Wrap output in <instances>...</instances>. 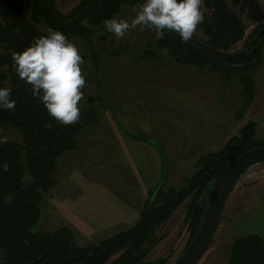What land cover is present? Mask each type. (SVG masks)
<instances>
[{
    "label": "rangeland",
    "instance_id": "374dc122",
    "mask_svg": "<svg viewBox=\"0 0 264 264\" xmlns=\"http://www.w3.org/2000/svg\"><path fill=\"white\" fill-rule=\"evenodd\" d=\"M79 1L57 3L67 12ZM225 1L245 25L230 52L258 47L257 65L247 74L227 76L209 64L179 62L158 47L150 29L138 27L118 39L101 23L91 26L88 38L69 37L85 61V98L79 107L88 120L76 135L77 146L56 158L55 183L41 199L32 232L66 228L71 244L98 245L133 227L160 185L165 190L186 186L198 161L224 150L249 123L254 125L253 144L264 140V36L251 45L258 24L245 8ZM258 1L264 9V0ZM136 11L123 3L112 17L130 20ZM203 11L206 19L210 10L204 5ZM192 41L207 44L202 24ZM245 81H251L250 95ZM4 135L20 141L10 126ZM30 180L25 169L23 181ZM188 200L156 228V241L145 245L146 261L167 257L171 263L183 252ZM252 233L264 241V161L236 182L196 264H227L233 242Z\"/></svg>",
    "mask_w": 264,
    "mask_h": 264
},
{
    "label": "trees",
    "instance_id": "16d2710c",
    "mask_svg": "<svg viewBox=\"0 0 264 264\" xmlns=\"http://www.w3.org/2000/svg\"><path fill=\"white\" fill-rule=\"evenodd\" d=\"M60 1L65 3L67 0ZM143 2L80 0L67 12H62L57 0H0V87H11V98L16 101L14 112L0 109V129L4 135L5 127L10 126L20 136V141L9 139L8 143L0 144V164L6 161L10 166L7 172L0 168V264H169L167 257L149 261L143 257L145 248L156 241V228L170 218L177 206L189 199L184 218L189 232L186 248L201 224L210 192L209 183L217 169L245 150L264 145V140L253 144L254 125L249 123L238 136L230 138L224 150L201 158L186 186L165 190L160 185L133 227L98 245L80 247L71 244L66 228L54 233L32 232L40 215L41 199L55 183V160L64 151L77 146L76 135L87 124L88 118L81 113L78 123L64 126L50 117L45 106L33 97L31 85L19 79L13 67L12 52L23 51L34 38L47 35L49 28L63 32L68 38L72 35L88 38L93 31L91 26L110 19L123 3L136 8ZM232 3L247 10L249 18L258 24L257 30L264 27V9L258 0H232ZM204 5L210 15L202 23L207 37V44L203 46L228 63L253 60L257 65L258 47L254 53L255 46L247 52H230L231 46L242 39L245 25L228 8L226 1L204 0ZM157 45L179 62L200 67L209 64L210 69L221 70L202 53L182 42L174 32L166 31L163 40L157 39ZM251 86V81H245L246 95H250ZM25 169L31 175L27 182L23 181ZM115 254L118 255L113 257ZM36 259L38 262H34ZM227 264H264L262 238L253 233L237 238Z\"/></svg>",
    "mask_w": 264,
    "mask_h": 264
},
{
    "label": "clouds",
    "instance_id": "9594fccd",
    "mask_svg": "<svg viewBox=\"0 0 264 264\" xmlns=\"http://www.w3.org/2000/svg\"><path fill=\"white\" fill-rule=\"evenodd\" d=\"M136 8L130 20L115 16L104 20L106 30L118 39L138 27L154 31L158 40L165 38L166 31L174 32L182 42H189L205 21L204 0H144ZM12 61L19 79L31 85L33 97L45 106L50 117L64 126L79 122V104L85 98V61L63 32L49 28L47 35L34 38L23 51H13ZM12 91L11 87H0V109L15 111ZM2 133L0 129V144H6L9 137ZM9 167L6 161L0 164L5 172Z\"/></svg>",
    "mask_w": 264,
    "mask_h": 264
},
{
    "label": "water",
    "instance_id": "95a60500",
    "mask_svg": "<svg viewBox=\"0 0 264 264\" xmlns=\"http://www.w3.org/2000/svg\"><path fill=\"white\" fill-rule=\"evenodd\" d=\"M264 34L262 27L252 40V45ZM188 46L202 53L213 65L220 68L227 76H236L252 70L255 61L228 63L223 58L209 51L205 46L194 41L186 42ZM256 48L253 49V53ZM264 161V145L253 146L231 158L214 173L210 180V192L199 229L185 250L169 264H196L201 258L217 229L229 194L238 179L251 166ZM36 259L34 262H38ZM33 264V263H29Z\"/></svg>",
    "mask_w": 264,
    "mask_h": 264
},
{
    "label": "flooded vegetation",
    "instance_id": "af4514ba",
    "mask_svg": "<svg viewBox=\"0 0 264 264\" xmlns=\"http://www.w3.org/2000/svg\"><path fill=\"white\" fill-rule=\"evenodd\" d=\"M250 61H253V60H249L248 62H250ZM256 66V65H255Z\"/></svg>",
    "mask_w": 264,
    "mask_h": 264
}]
</instances>
